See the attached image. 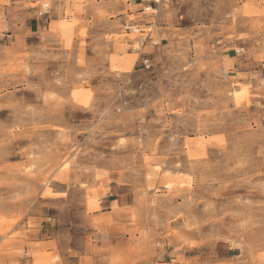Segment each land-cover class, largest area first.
<instances>
[{
	"label": "rangeland",
	"instance_id": "1",
	"mask_svg": "<svg viewBox=\"0 0 264 264\" xmlns=\"http://www.w3.org/2000/svg\"><path fill=\"white\" fill-rule=\"evenodd\" d=\"M59 12L0 39V264H264V0Z\"/></svg>",
	"mask_w": 264,
	"mask_h": 264
},
{
	"label": "crops",
	"instance_id": "2",
	"mask_svg": "<svg viewBox=\"0 0 264 264\" xmlns=\"http://www.w3.org/2000/svg\"><path fill=\"white\" fill-rule=\"evenodd\" d=\"M43 1L45 0H0V27H4V30H2V32L0 31V39H10V37L13 36V32L19 29L23 18L27 22L26 29L34 34L42 30L45 26L46 20L48 25L52 22L58 21L60 18L59 11L64 9L65 3L61 4L59 0H51L54 5V9L49 10L48 13L45 14L42 12L41 6H35L38 5L39 2ZM133 3L139 7L143 5L144 0H134ZM128 14L130 13L128 12ZM224 60L230 69L236 70L235 67L238 65V55L229 53L225 56ZM235 72L236 71H232L231 73ZM217 256L218 259L209 260L204 258L201 254L194 253L188 256L185 255V263L182 264H218L223 263L224 260L233 261V264H256L247 262L241 263L237 261L235 250L232 248H224L223 246H220Z\"/></svg>",
	"mask_w": 264,
	"mask_h": 264
},
{
	"label": "clouds",
	"instance_id": "3",
	"mask_svg": "<svg viewBox=\"0 0 264 264\" xmlns=\"http://www.w3.org/2000/svg\"><path fill=\"white\" fill-rule=\"evenodd\" d=\"M61 4L65 3V0H59ZM159 3V0H157ZM67 6L70 10L69 14L72 17L73 11H81L83 9H89L93 12L92 20H88L81 23V27H90L92 25V21L96 20L97 18L107 19L109 16L115 14L116 9L120 5L125 6V12H127L128 8H132L135 12V8L137 7L133 0H66ZM166 6V5H165ZM108 9H112V12L107 11ZM151 13V9L147 10ZM74 18V17H72ZM146 17L144 14L139 16L134 15L130 19H145ZM115 26H119L118 22ZM149 30H143L142 34L146 35ZM158 42L156 39L153 40V43ZM130 47H137V43L134 41L133 44L129 45Z\"/></svg>",
	"mask_w": 264,
	"mask_h": 264
},
{
	"label": "built area",
	"instance_id": "4",
	"mask_svg": "<svg viewBox=\"0 0 264 264\" xmlns=\"http://www.w3.org/2000/svg\"><path fill=\"white\" fill-rule=\"evenodd\" d=\"M154 2L156 3V4H159L158 2H157V0H154ZM159 2H160V0H159ZM44 8H49V6L48 5H45L44 6ZM43 12V11H42ZM43 13H48V11H45V12H43ZM145 63H148V61H145ZM227 73L226 72H224V78L226 79L227 78Z\"/></svg>",
	"mask_w": 264,
	"mask_h": 264
}]
</instances>
